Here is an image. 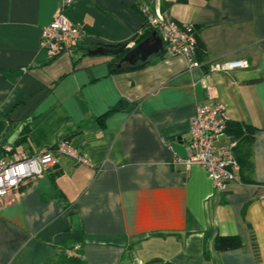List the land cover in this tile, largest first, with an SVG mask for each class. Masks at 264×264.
I'll list each match as a JSON object with an SVG mask.
<instances>
[{
    "label": "crops",
    "instance_id": "1",
    "mask_svg": "<svg viewBox=\"0 0 264 264\" xmlns=\"http://www.w3.org/2000/svg\"><path fill=\"white\" fill-rule=\"evenodd\" d=\"M144 4L194 25L200 66L165 47L120 70L112 56L88 54L134 44ZM58 10L84 38L49 58L41 28ZM237 58L249 66L206 65ZM208 85L229 122L254 128L244 180L223 191L184 162L189 119ZM59 139L90 164L60 156L0 201V264H63L74 246L81 264H264V0H0V156ZM228 140L227 131L219 137ZM218 236L240 244L220 250Z\"/></svg>",
    "mask_w": 264,
    "mask_h": 264
},
{
    "label": "built area",
    "instance_id": "2",
    "mask_svg": "<svg viewBox=\"0 0 264 264\" xmlns=\"http://www.w3.org/2000/svg\"><path fill=\"white\" fill-rule=\"evenodd\" d=\"M72 0H65L70 3ZM147 25L160 35L163 47L172 55L183 56L190 67L201 63L195 59L196 33L192 23L178 24L165 12L153 11L148 4L142 5ZM84 38L79 25L71 23L61 10L41 28L40 48L49 58L63 52H72V47ZM128 42V46H133ZM213 72H228L247 68L246 59H213L206 63ZM229 118L225 104L215 99L211 86L206 87L205 98L196 104L189 119L187 146L189 154L184 162L187 167L201 166L214 187L223 191L229 182H241L239 164L234 155L236 140L219 142L227 130ZM9 151V147H5ZM60 156L70 158L74 164H90L85 152L79 151L68 139H59L50 146H42L34 153L24 149L16 151L14 157L0 156V201L17 190L28 180L43 175L44 170L57 163ZM70 256H80L76 247L66 250Z\"/></svg>",
    "mask_w": 264,
    "mask_h": 264
},
{
    "label": "trees",
    "instance_id": "3",
    "mask_svg": "<svg viewBox=\"0 0 264 264\" xmlns=\"http://www.w3.org/2000/svg\"><path fill=\"white\" fill-rule=\"evenodd\" d=\"M176 1L184 2L186 0H176ZM140 10L142 12V6L140 7ZM152 31H153V29L150 26H148L147 22L145 21L144 30L137 35V37L135 38V42H139V41L143 40ZM195 33H196V31H195ZM196 38H197V33H196ZM202 51H203V45L197 39V42H196V53H197V57L198 58L200 57V54H201ZM122 55H123V53H119V54H117L115 56H112L113 59H112V62L110 64H111V66L113 68L116 67V63L119 61V59L121 58ZM147 61L138 62V63H136L134 65L124 64V65H121L120 67H116L117 68L116 70H120V69H122L124 67L141 66V65L145 64ZM126 103H127L126 101L122 100L116 106L111 108L109 111L112 112V111H115V110H120L126 105ZM226 131L231 135L232 139L237 140V145H238V141H240L239 143L242 144V146H243V144H245V148L242 147L241 151L238 150L237 145H236V147L233 150L234 151V155H235L236 160H237V163L239 164V174H240L241 182H243L244 179L242 178V170H243V168L247 167L248 164H249V161H248L249 160L248 145L250 144V141L252 140V133L254 131V128H250L249 126L242 125L241 123H237V122H228ZM239 244H240L239 238L236 237V236H218L217 239H216L215 246H216V248L222 250V249H227V248H235ZM70 248H75V246L63 249V252H64V256L62 258L63 259V264H81L82 261H81L79 256L76 257V256H70V255L66 254V250L70 249ZM165 264H174V263L166 262Z\"/></svg>",
    "mask_w": 264,
    "mask_h": 264
},
{
    "label": "water",
    "instance_id": "4",
    "mask_svg": "<svg viewBox=\"0 0 264 264\" xmlns=\"http://www.w3.org/2000/svg\"><path fill=\"white\" fill-rule=\"evenodd\" d=\"M163 49V42L157 31L153 30L147 37L139 42H134V45L129 47L128 43L124 42L119 45H104L98 44L93 48H89L90 55H110L115 56L123 53L116 67L121 65H134L138 62L147 61L151 56L157 55Z\"/></svg>",
    "mask_w": 264,
    "mask_h": 264
},
{
    "label": "rangeland",
    "instance_id": "5",
    "mask_svg": "<svg viewBox=\"0 0 264 264\" xmlns=\"http://www.w3.org/2000/svg\"><path fill=\"white\" fill-rule=\"evenodd\" d=\"M4 150L6 151V149L4 148ZM6 152H8V151H6Z\"/></svg>",
    "mask_w": 264,
    "mask_h": 264
},
{
    "label": "bare ground",
    "instance_id": "6",
    "mask_svg": "<svg viewBox=\"0 0 264 264\" xmlns=\"http://www.w3.org/2000/svg\"><path fill=\"white\" fill-rule=\"evenodd\" d=\"M68 53H70V52L68 51Z\"/></svg>",
    "mask_w": 264,
    "mask_h": 264
}]
</instances>
